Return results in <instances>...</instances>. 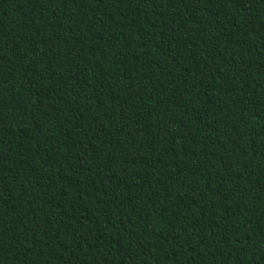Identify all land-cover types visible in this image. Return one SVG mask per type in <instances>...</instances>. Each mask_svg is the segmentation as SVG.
Segmentation results:
<instances>
[{
	"label": "trees",
	"instance_id": "trees-1",
	"mask_svg": "<svg viewBox=\"0 0 264 264\" xmlns=\"http://www.w3.org/2000/svg\"><path fill=\"white\" fill-rule=\"evenodd\" d=\"M0 264H264V0H0Z\"/></svg>",
	"mask_w": 264,
	"mask_h": 264
}]
</instances>
